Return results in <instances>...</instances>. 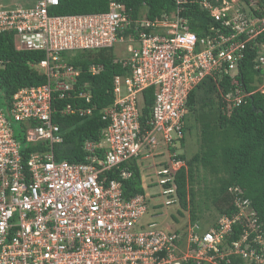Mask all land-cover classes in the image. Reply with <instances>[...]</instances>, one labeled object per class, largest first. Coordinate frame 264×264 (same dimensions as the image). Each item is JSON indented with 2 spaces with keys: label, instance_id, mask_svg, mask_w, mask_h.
Segmentation results:
<instances>
[{
  "label": "built area",
  "instance_id": "obj_1",
  "mask_svg": "<svg viewBox=\"0 0 264 264\" xmlns=\"http://www.w3.org/2000/svg\"><path fill=\"white\" fill-rule=\"evenodd\" d=\"M186 1L176 0L170 16L131 19L117 0L105 12L70 15L50 13L59 0H26L13 7L0 0V33L12 32L16 49L43 52L36 67L46 75L41 85L0 96V264H264V225L247 198L236 197V211L218 215L207 228L188 215L181 229L160 228L144 219L147 196L126 198L113 177L122 163L142 153L159 155L162 147L168 164L157 173L159 184L163 194L174 192V186L163 185L185 166L176 155L189 94L208 76L233 77L248 42L264 30V16L243 12L239 0H190L216 23L198 35L179 14ZM119 43L126 54L115 59L128 71L114 77L113 102L101 110L107 126L97 143L85 142L83 162L57 160L53 146L63 137L54 114L93 111L79 107L77 101L88 102L90 93L76 89L80 70L62 53L108 47L116 52ZM255 68L264 79L262 51ZM89 69L94 74L101 65ZM148 88L153 102L142 124ZM247 94L239 88L221 93L223 106L230 110ZM67 99L76 103L58 107ZM28 145L36 149L28 151ZM235 224L240 231L230 239Z\"/></svg>",
  "mask_w": 264,
  "mask_h": 264
},
{
  "label": "trees",
  "instance_id": "obj_2",
  "mask_svg": "<svg viewBox=\"0 0 264 264\" xmlns=\"http://www.w3.org/2000/svg\"><path fill=\"white\" fill-rule=\"evenodd\" d=\"M117 1L125 6L131 19L140 18L142 14L148 19L163 18L170 16L177 6L176 0ZM109 3L110 0H59L58 5L50 9V13L70 15L105 12L109 9ZM239 4L245 13L251 14L252 11L259 17L264 16V0H239ZM180 5L183 10L179 14L186 18L188 27L198 35L205 34L209 25H216L213 17L198 2L187 0ZM248 9L250 11L246 12ZM131 33L129 29L124 32V36ZM244 38L245 35H242L241 39ZM260 51L264 53V30L248 42L238 72L233 77L228 74H223L221 78L208 76L188 96L183 116V133L184 136L186 133L195 134L197 149L190 156L178 151L176 157L182 159L185 166L174 172L163 185L165 188L175 187V191L169 194L172 203L177 205L179 218L172 216L175 223L187 212L191 223H199L201 228H205L201 201L197 198L200 195L207 201V209H211L214 212L211 215L215 217L234 213L236 197L247 198L258 220L264 225V92L258 89L264 79L263 71L255 68V58ZM62 56L80 70L76 89L90 93L88 102L77 101L79 107L92 108L93 111L84 116L54 114L53 120L59 125L63 140L54 144L53 152L57 160L83 162L87 154L84 150L85 142L97 143L108 124V121L102 119L101 110L113 102V79L116 75L126 74L128 68L116 61L112 47L77 50L71 55L63 52ZM43 58L44 53L39 50L16 49L13 33L1 32V98H9L20 87L45 83L46 75L36 67ZM92 65H101V69L92 74L89 69ZM237 88L248 94L238 106L226 110L221 93L234 92ZM67 102L76 103L67 99L58 101L57 105L61 108ZM144 102L142 124L153 102V88L144 90ZM184 145L183 138L181 147ZM28 146V151L36 149L33 145ZM99 151L102 152L103 148ZM159 164L167 166V159ZM124 170L131 173L127 178L120 175ZM113 177L121 181L126 198L136 194L146 196L136 158L122 163ZM201 180L204 181L203 189L197 186ZM235 188L237 191H234ZM214 218H207L206 221L211 223ZM240 227L237 224L233 226L234 234L230 239L237 238Z\"/></svg>",
  "mask_w": 264,
  "mask_h": 264
},
{
  "label": "rangeland",
  "instance_id": "obj_3",
  "mask_svg": "<svg viewBox=\"0 0 264 264\" xmlns=\"http://www.w3.org/2000/svg\"><path fill=\"white\" fill-rule=\"evenodd\" d=\"M16 2L20 3L21 5L27 3L26 0H3L2 4L6 7H9L8 5L13 7ZM122 47L123 44L121 43L116 45L115 55H118V57H122L126 54L123 52ZM71 54L72 52H68V55ZM263 86L264 82L258 86V89H263ZM184 141V147H179L178 149L180 152H185L186 155L190 156L197 149V138L194 133H186L184 136ZM164 149L165 148L160 149L163 151V153L160 155H150L148 158H144L148 153H142L139 158H136L137 165L139 166L143 177L142 185L145 189L144 192L149 200V210L144 219L157 223L158 227L160 228L171 227L173 229H181L187 220L188 213L186 212V215L182 217V220L180 219V222L175 223L172 220V216H178L179 218V215L177 214V205L172 202L168 204L166 203V201L171 198L169 197V194H163V187L161 184H159L160 176L157 173L162 169L163 166L162 164H159V162L166 159L168 160L167 153ZM148 183H151V185ZM200 183L201 184L197 186H199L200 189H203L204 181L201 180ZM197 198L201 201V208L203 210L202 217L204 221L203 224L204 227L207 228L209 223L206 221V219L209 218L210 220L211 218H214L215 216L211 215L214 212L211 209H207L208 204L205 199H203L200 195H197Z\"/></svg>",
  "mask_w": 264,
  "mask_h": 264
}]
</instances>
